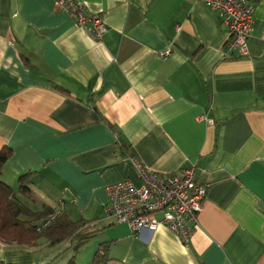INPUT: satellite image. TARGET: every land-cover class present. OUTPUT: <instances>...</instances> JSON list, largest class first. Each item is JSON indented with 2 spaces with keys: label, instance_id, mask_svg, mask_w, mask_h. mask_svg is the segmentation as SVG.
<instances>
[{
  "label": "crops",
  "instance_id": "1",
  "mask_svg": "<svg viewBox=\"0 0 264 264\" xmlns=\"http://www.w3.org/2000/svg\"><path fill=\"white\" fill-rule=\"evenodd\" d=\"M80 1L103 16L101 40L54 0H0V149L11 151L0 180L27 205L63 201L66 218L96 230L92 251L108 245L106 264H264V0H250L239 56L194 0ZM136 162L194 167L206 185L187 242L105 215L104 186L140 185ZM64 247L0 241V262L51 264Z\"/></svg>",
  "mask_w": 264,
  "mask_h": 264
},
{
  "label": "built area",
  "instance_id": "2",
  "mask_svg": "<svg viewBox=\"0 0 264 264\" xmlns=\"http://www.w3.org/2000/svg\"><path fill=\"white\" fill-rule=\"evenodd\" d=\"M220 17L226 29V45L237 51V56L246 54V45L252 32L253 5L250 0H194ZM54 9L68 13L76 24L101 40L107 30L102 15L90 14L80 0H54ZM169 49L161 53L165 56ZM231 57V53H226ZM211 122L210 119H208ZM140 185L129 180H119L104 186L107 203L104 213L117 223H125L133 234L143 230L154 231L165 226L184 242L197 226V213L204 200L206 185L196 182L194 167L162 174L135 163ZM64 210V202L43 217L32 221L37 232L46 230ZM0 264H2L0 262Z\"/></svg>",
  "mask_w": 264,
  "mask_h": 264
},
{
  "label": "trees",
  "instance_id": "3",
  "mask_svg": "<svg viewBox=\"0 0 264 264\" xmlns=\"http://www.w3.org/2000/svg\"><path fill=\"white\" fill-rule=\"evenodd\" d=\"M10 154L9 148L4 146L0 149V169ZM33 174L34 172H28L18 177L21 192L28 187L27 184L31 182L30 178ZM20 196L21 194L0 180V241L3 243L31 246L38 238L47 236L49 245L52 246L75 238H78L82 244L90 234L96 231L90 230L86 226V221L73 222L62 213L46 230L37 232L32 221L43 217L53 208L42 205L39 209L33 210L20 200ZM107 250V244L99 245L91 264H106L109 258ZM67 264H73V262L70 260Z\"/></svg>",
  "mask_w": 264,
  "mask_h": 264
},
{
  "label": "rangeland",
  "instance_id": "4",
  "mask_svg": "<svg viewBox=\"0 0 264 264\" xmlns=\"http://www.w3.org/2000/svg\"><path fill=\"white\" fill-rule=\"evenodd\" d=\"M28 207L33 210H37L38 208H40V205H28ZM94 236L95 235L88 236L85 243L82 244H80V240H78V238H75L72 240V243L66 247H64L65 242H60L54 246L50 245V247H55V249H58L61 246L64 247L62 250H60L59 254L52 260L51 264H58L64 258L66 260L65 264H67L70 260L73 262V264H91L93 256L98 247L96 244L93 251L92 248H90L94 243Z\"/></svg>",
  "mask_w": 264,
  "mask_h": 264
}]
</instances>
